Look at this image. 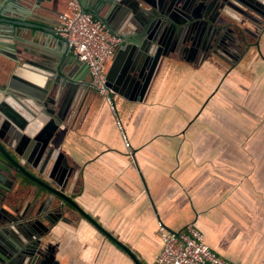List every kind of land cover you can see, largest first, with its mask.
I'll return each mask as SVG.
<instances>
[{
    "label": "crops",
    "instance_id": "1",
    "mask_svg": "<svg viewBox=\"0 0 264 264\" xmlns=\"http://www.w3.org/2000/svg\"><path fill=\"white\" fill-rule=\"evenodd\" d=\"M52 3L41 4L51 14L34 12L27 20L53 30L68 8L67 0ZM146 8L136 0L135 16ZM240 9L249 16L226 9L216 19L231 31V45L226 42L214 53L166 36L146 77L147 67L133 61L127 65L131 75L126 71L114 78L118 84H136L110 95L129 154L105 99L94 91L75 95L51 141L71 168L65 186L70 198L140 264L160 250L157 222L170 233L192 224L230 263L264 264V11ZM132 23L133 15L113 16L107 28L120 37ZM13 37L18 79L25 70L41 75L22 60L51 57L53 40L44 32L29 36L19 29ZM117 51L118 46L105 74ZM126 56L119 68L127 64ZM44 123L36 122L32 133ZM63 212L62 222L43 241L47 264H133L85 219L68 207Z\"/></svg>",
    "mask_w": 264,
    "mask_h": 264
},
{
    "label": "water",
    "instance_id": "2",
    "mask_svg": "<svg viewBox=\"0 0 264 264\" xmlns=\"http://www.w3.org/2000/svg\"><path fill=\"white\" fill-rule=\"evenodd\" d=\"M76 1L83 12L90 13L106 27L113 16L125 20L133 15L134 24L129 33L119 34L117 58L105 74V87L111 95L124 85L128 89L136 85L118 84L126 71L131 75L127 65L133 61L145 65V77L148 75L162 53L166 36L178 44L189 42L191 49L217 50L232 41L222 37L224 26L215 24L226 9L245 17L249 15L240 6L254 12L264 11V0H142L147 8L137 17L136 0ZM43 3L53 4L52 0H0V26L5 25L0 28L3 30L0 81L4 80L0 82V264H47L43 241L62 222L64 207L85 219L133 264H140L126 247L78 208L65 188L71 168L61 161L51 141L75 95L81 90L86 93L94 90L88 82L86 65L67 49L65 41L55 36L53 30L27 20L34 12L51 14V10L41 6ZM101 8H106L103 16L99 14ZM18 29L29 36L34 31L47 33L55 43L51 57L38 55V62L22 60L23 65H35L41 75L32 77L25 70L18 79V68H14L17 58L13 54L16 47L10 44ZM22 50L28 53L25 48ZM123 55H127V64L119 68L118 61ZM116 76L119 79L114 81ZM44 119L41 130L32 133L35 123ZM26 184L37 187L40 193H30Z\"/></svg>",
    "mask_w": 264,
    "mask_h": 264
},
{
    "label": "built area",
    "instance_id": "3",
    "mask_svg": "<svg viewBox=\"0 0 264 264\" xmlns=\"http://www.w3.org/2000/svg\"><path fill=\"white\" fill-rule=\"evenodd\" d=\"M67 8L53 33L65 41L67 49L78 61L86 65L89 85L105 99L123 147L129 154V141L115 115L110 90L105 87V66L113 58L121 39L110 33L99 19L83 12L76 0H67ZM156 229L160 250L151 262L145 264H233L212 251L192 224L186 225L179 233L166 231L160 222H157Z\"/></svg>",
    "mask_w": 264,
    "mask_h": 264
},
{
    "label": "flooded vegetation",
    "instance_id": "4",
    "mask_svg": "<svg viewBox=\"0 0 264 264\" xmlns=\"http://www.w3.org/2000/svg\"><path fill=\"white\" fill-rule=\"evenodd\" d=\"M221 34H222V37H228V38H230V39H233L231 36H230V34H231V31H229V30H222V32H221ZM231 42H234V41H231ZM232 43H230V45H231ZM213 52L215 53L216 51L213 49ZM63 159L61 158V161H62ZM64 162V161H63ZM40 191V190H39Z\"/></svg>",
    "mask_w": 264,
    "mask_h": 264
}]
</instances>
